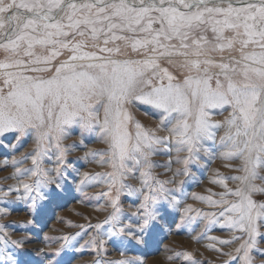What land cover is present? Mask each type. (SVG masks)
Masks as SVG:
<instances>
[{
  "label": "snow or ice",
  "instance_id": "snow-or-ice-1",
  "mask_svg": "<svg viewBox=\"0 0 264 264\" xmlns=\"http://www.w3.org/2000/svg\"><path fill=\"white\" fill-rule=\"evenodd\" d=\"M128 50L144 58L119 59ZM0 53V136L28 134L37 143L31 156L35 168L21 178L24 192L18 198L27 196L35 205L50 197L45 190L50 185L53 192L62 188L40 159L54 145L63 162L66 150L60 142L67 128L77 125L96 131L108 145V151L95 155L109 157L103 163L113 169L106 174L110 189L130 187L122 183L131 171L126 161L143 162L147 192L142 194L148 204L141 230L156 219L158 202L175 200L162 182L155 192L148 184L156 146L175 137L177 152L187 153L177 161L184 169L175 175H187V165L208 151L203 141L215 139L210 128L216 125L209 123L207 110L230 105L224 155L241 161L236 171L242 175L212 180L225 189L219 199L196 198L221 211L198 214L215 216V224L244 233L235 238L242 241L236 249L238 264H253L250 253L264 235V202L253 199L264 194V0H0ZM161 57L170 63L181 58L182 80L160 67ZM53 68L49 78L38 75ZM133 98L162 111L169 137H159L138 122L135 135L129 132L132 117L125 105ZM33 177L34 183L24 182ZM111 206L115 211L105 221L111 227L100 233L104 239L125 232L117 201ZM192 211L191 206L185 209ZM127 234L133 235L131 230ZM69 239L64 238L66 243ZM8 259L18 264L11 253Z\"/></svg>",
  "mask_w": 264,
  "mask_h": 264
},
{
  "label": "rangeland",
  "instance_id": "rangeland-1",
  "mask_svg": "<svg viewBox=\"0 0 264 264\" xmlns=\"http://www.w3.org/2000/svg\"><path fill=\"white\" fill-rule=\"evenodd\" d=\"M224 55L227 57L229 54L226 51ZM66 56L67 53L54 64L58 65ZM143 58L131 50L119 57L122 60ZM0 59H3L2 53ZM173 59L177 62L170 63L168 58L161 57L158 63L162 69L166 68L178 80H182L184 70L178 63L181 58ZM53 74L54 68L38 75L49 78ZM0 86H3L2 80ZM144 90L148 91L147 88ZM96 106L99 107V104ZM125 107L132 117L128 130L133 136L138 122L145 130L155 132L159 137H169V132L164 130L168 121L163 118L161 110L135 98ZM207 111L209 123L216 125L210 128L215 139L203 141L208 151L200 152L199 161L187 165V175H175L185 167L177 161L187 155L177 152L180 145L175 137L167 139L163 145H157L150 157L153 167L148 184L155 192L161 186L157 182H162L165 192L174 196L175 200L172 203L167 200L158 202L155 207L160 211L156 219L143 230L139 223L145 219L148 204L142 194L147 192L142 184L145 179L141 175L145 171L143 162L136 164L126 161L131 171L122 183L130 187L121 188L118 184L110 189L106 174L113 172V169L103 163L109 157L104 156L102 160L95 155L109 148L96 131L77 125L69 126L65 138L60 142L61 149L66 150L63 162L57 159L59 149L54 145L48 148L40 163L60 180L62 188L53 192L55 186L50 185L45 189L52 193L50 197L35 205L27 196L18 198L24 192L21 178L28 169L35 168L31 160L37 151L35 136L25 134L18 137L15 132L0 136V264H10L9 253L18 264H238L236 249L242 241L235 238L244 233L215 224V216L205 218L198 214H218L221 211L196 198L211 196L213 200L219 199V194L225 189L212 183V180L242 175L236 171L241 161L225 158L224 155L228 151L226 133L231 106L224 105ZM44 147H48L47 142ZM94 177L95 180L92 179ZM172 179L176 183H169ZM34 181L35 177L24 182ZM15 187H19L20 191L9 192ZM228 187L234 189L236 184L229 180ZM5 192L9 194L3 195ZM159 195L163 197L164 193ZM253 199L264 202V194L256 193ZM113 200L117 201V215L123 221L125 232L104 239L100 233L111 227L105 221L115 211L111 206ZM188 206L195 211L186 213ZM96 225L101 227L96 228ZM129 230L133 235L127 234ZM261 232L264 233V229ZM65 237L70 238L67 243ZM5 239L9 241L7 245L4 244ZM12 241L18 242V246L13 245ZM257 241L258 248L253 249L250 255L253 264H264V235L258 236Z\"/></svg>",
  "mask_w": 264,
  "mask_h": 264
}]
</instances>
